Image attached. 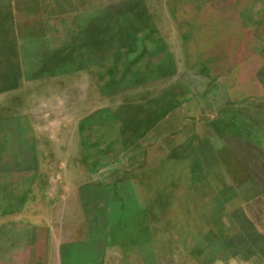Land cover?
I'll list each match as a JSON object with an SVG mask.
<instances>
[{
    "label": "rangeland",
    "instance_id": "374dc122",
    "mask_svg": "<svg viewBox=\"0 0 264 264\" xmlns=\"http://www.w3.org/2000/svg\"><path fill=\"white\" fill-rule=\"evenodd\" d=\"M4 207L0 264H264V0H0Z\"/></svg>",
    "mask_w": 264,
    "mask_h": 264
},
{
    "label": "crops",
    "instance_id": "0c3cea01",
    "mask_svg": "<svg viewBox=\"0 0 264 264\" xmlns=\"http://www.w3.org/2000/svg\"><path fill=\"white\" fill-rule=\"evenodd\" d=\"M191 75L198 79L199 85H202L203 82H206V84H207L206 90L200 89L199 87H197V90L195 93L197 101H202V103H204V101H205L204 98H206V96L204 94H207L208 92L211 93L214 89L218 90L219 86H216V85H220V83H221L219 78L211 70L210 64L208 62H205L204 60L202 62H199L197 69L193 73H191ZM166 79H168V77L166 75H164V78H160L158 81L166 80ZM156 82H157V77H154L152 79L151 83L155 84ZM163 84L164 83L161 84L162 85V92L160 94L161 97L157 98V97L153 96L152 92L150 91L147 95V98H144V101L147 100L148 101L147 104L149 105V107H151L149 112L151 111V109L153 111L152 122L149 123L150 124L149 129H148L149 131L151 129L155 128L161 120L166 119L167 116L169 114H171L174 109H176L177 107L183 109V108H185L186 103H188L187 98H189V97H187L185 95L187 93L186 92H182V93L180 92V95H181L180 99L178 101H176L174 104L172 90H167V88L164 87ZM214 93H215V91L213 92V97H214ZM214 98H212L211 100H206L207 103L212 104ZM174 105H176V106L174 107ZM210 107L211 108L207 112L205 111L207 114L208 113L214 114V115L219 114V108L221 109V104L217 105V104H215V102H213V104ZM197 110H199V105L197 106ZM245 111H247V110H245ZM247 112L250 116H251V114L257 115L256 112L254 113L253 111H247ZM115 125L116 124H114L113 126H115ZM213 125H214V127H217V130H218V126H215V124H213ZM123 128H124V126L122 124H120L118 126L116 125V128H115L116 133L114 136L116 139V143L114 144L113 147H116L117 150L119 149V147H121L122 149L118 150L119 152H122V150H123V145H122V144H124V142H123L124 141L123 140V137H124ZM226 136H229V134H225L224 137H226ZM236 137L241 138L240 136H236ZM241 139H244V138H241ZM118 151H115L116 155L114 157H116V160H117L116 163H121V162H123V160L121 161L120 157L123 154L118 153ZM200 161L201 160L197 161V166L200 164ZM198 169H199L198 170L199 173L198 174L196 173L195 177L192 178V180L194 179V187L196 189V193L202 194L204 192V194H205L204 189H205V185L207 184L206 178H205V175L203 174L204 171L201 169V167L200 168L198 167ZM219 193H221L220 190H219L218 194ZM0 209L1 210H7V207L0 208ZM213 243L215 245L218 244L213 248V250L214 251L218 250L220 245H221L220 244L221 243L220 238L215 239L213 241Z\"/></svg>",
    "mask_w": 264,
    "mask_h": 264
}]
</instances>
